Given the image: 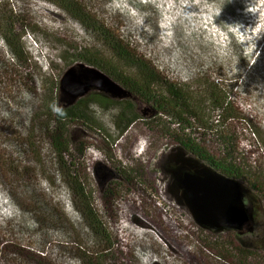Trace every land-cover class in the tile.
<instances>
[{"label": "rangeland", "instance_id": "1", "mask_svg": "<svg viewBox=\"0 0 264 264\" xmlns=\"http://www.w3.org/2000/svg\"><path fill=\"white\" fill-rule=\"evenodd\" d=\"M0 1L19 15L16 32L26 26L29 56L19 63L0 38V264H264V0H75L178 84L201 119L182 134L135 103L141 118L120 134L116 109L82 108L84 119L66 128L64 161L82 179L96 229L76 213L58 173L47 113L66 108L59 81L69 68L83 64L106 74L81 55L106 68L125 66L52 4ZM211 83L226 94L233 118L223 121L205 100ZM176 134L217 158L225 154L221 137L231 139L247 179L238 181L253 196L241 231L202 229L166 190Z\"/></svg>", "mask_w": 264, "mask_h": 264}, {"label": "trees", "instance_id": "2", "mask_svg": "<svg viewBox=\"0 0 264 264\" xmlns=\"http://www.w3.org/2000/svg\"><path fill=\"white\" fill-rule=\"evenodd\" d=\"M34 1H44L57 7L78 23L89 37L99 45L107 47L116 60L125 66L124 70L121 68H106L100 59L91 54L89 56L81 55L80 59L100 68L133 95L132 99L119 101L94 92L89 100H79L75 106L66 108L54 106V108L48 109L49 124L46 125V130L49 134L51 150L54 153L58 173L72 195V204L76 213L90 228L96 229L100 221L97 213L92 208V203L82 183V179L74 170L69 169V166L64 161V156L69 153L71 146V142L66 134V128L69 123L84 119L83 114L80 113L82 108H85L89 104H99L104 108L111 107L116 109V126L120 134L125 133L128 128L141 118L136 112L135 103L144 104L158 116L169 119L171 124L181 128L182 134L187 130H196V125H200L201 119L193 111L194 107L191 105L190 99H188L186 93L180 89L178 84L169 81L152 63L137 55L128 44L114 35L101 21L88 13L75 0ZM3 2L5 1H0V38L12 57L19 63H25L29 61V56L23 43L26 26L20 32L14 30V24L18 22L19 15H16L10 6L4 7L3 5L2 7ZM205 100L213 109L221 113L223 121L233 118L235 110L224 91L222 92L221 87L216 83L209 85V91L205 96ZM86 101L89 103L86 104ZM192 120L194 123L196 122V125L192 123ZM211 129L214 130L213 128ZM208 130L214 134V131ZM221 138V141L225 145V154L223 157L217 158L208 154L194 139L186 138L184 135L183 137L177 134L174 135V139L187 153L205 162L219 173L236 180H247L243 178L244 170L235 164L233 142L227 136H222ZM248 186L252 190H259L254 184H249ZM14 197L16 204L21 207L22 201L17 195H14Z\"/></svg>", "mask_w": 264, "mask_h": 264}, {"label": "water", "instance_id": "3", "mask_svg": "<svg viewBox=\"0 0 264 264\" xmlns=\"http://www.w3.org/2000/svg\"><path fill=\"white\" fill-rule=\"evenodd\" d=\"M98 91L113 100L132 99V93L111 77L94 67L83 64L71 67L59 81L61 98H67L66 107L73 106L90 91ZM175 166L168 172L166 190L175 202L187 209L197 226L220 233L241 231L249 221L246 200H252L251 190L236 179L227 177L200 159L187 155L182 146L166 155V166Z\"/></svg>", "mask_w": 264, "mask_h": 264}, {"label": "flooded vegetation", "instance_id": "4", "mask_svg": "<svg viewBox=\"0 0 264 264\" xmlns=\"http://www.w3.org/2000/svg\"><path fill=\"white\" fill-rule=\"evenodd\" d=\"M246 203L249 204V205H253L252 200H251V201L246 200ZM249 205H248V206H249Z\"/></svg>", "mask_w": 264, "mask_h": 264}]
</instances>
